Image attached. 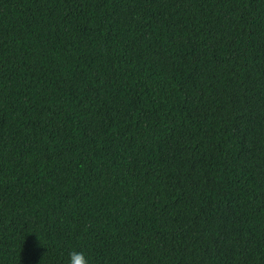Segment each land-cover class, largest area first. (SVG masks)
<instances>
[{"label": "trees", "instance_id": "16d2710c", "mask_svg": "<svg viewBox=\"0 0 264 264\" xmlns=\"http://www.w3.org/2000/svg\"><path fill=\"white\" fill-rule=\"evenodd\" d=\"M264 264V0H0V264Z\"/></svg>", "mask_w": 264, "mask_h": 264}, {"label": "clouds", "instance_id": "9594fccd", "mask_svg": "<svg viewBox=\"0 0 264 264\" xmlns=\"http://www.w3.org/2000/svg\"><path fill=\"white\" fill-rule=\"evenodd\" d=\"M68 264H89V260L83 251L73 249L69 252Z\"/></svg>", "mask_w": 264, "mask_h": 264}]
</instances>
